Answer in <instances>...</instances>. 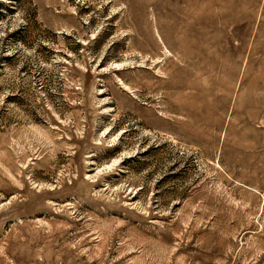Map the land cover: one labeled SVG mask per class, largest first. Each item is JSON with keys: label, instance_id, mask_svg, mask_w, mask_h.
Returning a JSON list of instances; mask_svg holds the SVG:
<instances>
[{"label": "rangeland", "instance_id": "rangeland-1", "mask_svg": "<svg viewBox=\"0 0 264 264\" xmlns=\"http://www.w3.org/2000/svg\"><path fill=\"white\" fill-rule=\"evenodd\" d=\"M0 264H264V0H0Z\"/></svg>", "mask_w": 264, "mask_h": 264}]
</instances>
